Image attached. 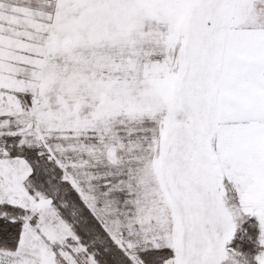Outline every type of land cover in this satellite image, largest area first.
Segmentation results:
<instances>
[{
  "label": "snow or ice",
  "instance_id": "6c2138e0",
  "mask_svg": "<svg viewBox=\"0 0 264 264\" xmlns=\"http://www.w3.org/2000/svg\"><path fill=\"white\" fill-rule=\"evenodd\" d=\"M0 264H264V0H0Z\"/></svg>",
  "mask_w": 264,
  "mask_h": 264
}]
</instances>
